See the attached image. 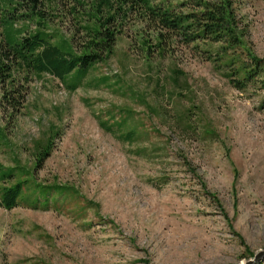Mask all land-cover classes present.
Instances as JSON below:
<instances>
[{"label":"rangeland","instance_id":"374dc122","mask_svg":"<svg viewBox=\"0 0 264 264\" xmlns=\"http://www.w3.org/2000/svg\"><path fill=\"white\" fill-rule=\"evenodd\" d=\"M231 1L264 58V0ZM73 3L40 0L47 31L71 36ZM141 26L127 21L74 89L30 73L22 109L0 106V198L23 183L15 206L0 203V264H239L264 250V85L233 84L222 42L165 34L159 47L147 31V52Z\"/></svg>","mask_w":264,"mask_h":264},{"label":"trees","instance_id":"16d2710c","mask_svg":"<svg viewBox=\"0 0 264 264\" xmlns=\"http://www.w3.org/2000/svg\"><path fill=\"white\" fill-rule=\"evenodd\" d=\"M72 1L74 3L69 12L78 23L71 36L65 37L57 30L47 31L44 16L38 9L40 0H0V106L9 110L10 114L19 112L24 105L25 82L30 73H50L60 78L68 88L74 89L78 85L77 77H84L90 67L105 60L111 53L117 38L127 32V21L142 23L135 36L141 39L147 52L152 47L148 43L147 31L155 34L159 47L164 44L165 34L181 37L185 42L199 38L222 42L216 53L225 64L230 65L228 75L233 84L243 88L258 80L264 85V58L244 46L231 0H199L197 4L201 8L190 12L153 0ZM18 20L21 24L17 26ZM33 20L36 26L30 30L28 22ZM79 33L84 34V39L76 49ZM240 47L246 48L247 58L235 51ZM70 73L72 75L67 78ZM117 123L120 125L121 122ZM101 125L106 130L112 129V124L107 122ZM134 133L130 129L118 132L117 136L132 139ZM45 153H39L38 160ZM22 187L21 181L3 186L1 205L5 208L15 206Z\"/></svg>","mask_w":264,"mask_h":264},{"label":"water","instance_id":"95a60500","mask_svg":"<svg viewBox=\"0 0 264 264\" xmlns=\"http://www.w3.org/2000/svg\"><path fill=\"white\" fill-rule=\"evenodd\" d=\"M261 255H264V250H261L260 252H258L253 259L240 262L239 264H253Z\"/></svg>","mask_w":264,"mask_h":264}]
</instances>
